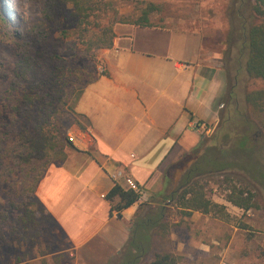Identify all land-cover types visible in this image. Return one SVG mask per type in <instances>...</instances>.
Wrapping results in <instances>:
<instances>
[{
    "label": "trees",
    "instance_id": "trees-1",
    "mask_svg": "<svg viewBox=\"0 0 264 264\" xmlns=\"http://www.w3.org/2000/svg\"><path fill=\"white\" fill-rule=\"evenodd\" d=\"M30 3L39 4V10L28 25L17 26L0 0V220L8 221L12 233H23L25 239L40 235L37 213L45 211L37 197L40 183L53 164H62L67 151L76 149L70 131L91 127L77 106L86 88L107 75L98 70L99 52L114 46L116 25L153 27L151 15L158 10L147 3L138 16L124 14L114 0ZM226 11L231 22L226 63L237 47L236 80L242 72L248 79L245 106L238 104L236 109L246 129L235 135L230 150H223L229 139L227 105L218 125L222 131L212 147L206 139L189 155L191 165L185 167L179 187L146 216L134 219L128 244L107 264H179L176 253L152 246L156 236L169 235L173 224L167 217L173 210L228 223L234 219L226 205L210 197L213 182L223 187L226 202L245 212L259 208L258 201L264 200V159L258 156L264 153V0H230ZM237 88L230 86L227 104L239 99ZM106 197L111 202L120 199L112 210L121 216L141 194L116 183Z\"/></svg>",
    "mask_w": 264,
    "mask_h": 264
},
{
    "label": "crops",
    "instance_id": "crops-1",
    "mask_svg": "<svg viewBox=\"0 0 264 264\" xmlns=\"http://www.w3.org/2000/svg\"><path fill=\"white\" fill-rule=\"evenodd\" d=\"M222 24L181 20L115 29L114 46L100 56L107 75L86 88L77 106L91 127L76 131V149L49 168L37 190L60 253L107 264L128 244L134 219L179 187L189 155L211 138L227 107ZM158 43L167 54L156 51ZM117 173L122 177L114 180ZM127 178L141 199L119 216L112 205L120 199L106 196L116 183L128 189Z\"/></svg>",
    "mask_w": 264,
    "mask_h": 264
},
{
    "label": "rangeland",
    "instance_id": "rangeland-1",
    "mask_svg": "<svg viewBox=\"0 0 264 264\" xmlns=\"http://www.w3.org/2000/svg\"><path fill=\"white\" fill-rule=\"evenodd\" d=\"M124 14L138 16L147 3H153L158 10L151 15V21L155 26H163L166 21L185 22L198 21L201 25L223 23L227 35L230 21L227 17V6L230 0H114ZM4 10L8 17L17 26L28 25L33 20L34 14L39 10V4L33 5L30 0H3ZM216 10V11H215ZM120 26H129L118 24ZM131 26V25H130ZM210 32L214 33L209 29ZM208 33V29H205ZM157 46V47H156ZM161 53L167 54V46L155 45ZM103 50L99 52V72L105 71L100 58ZM238 48H233L232 60L227 62L229 67L228 90L231 85L238 86V100H231L228 109L231 115L224 116L227 120L229 139L222 146L224 151L230 150L233 138L246 129L245 122L236 113L237 105L245 106V92L247 76L244 72L239 74L236 80V58ZM238 101V102H237ZM227 109V108H226ZM224 129V127H223ZM74 127L69 137H77ZM221 125L206 141L207 146L212 147L213 139L220 135ZM224 131V130H223ZM74 143V142H72ZM260 150V147H258ZM259 159H264V153L258 154ZM210 197L215 202L226 204L229 213L234 218L232 222H225L210 216L195 214L185 216L178 212L168 215V220L173 226L167 237L154 238L152 246L155 251H167L176 253L180 258L179 264H264V200L258 201L259 208L245 212L223 198V187L216 183L210 184ZM13 196L16 191L13 189ZM264 199V194L262 195ZM5 202V199L2 200ZM42 225L34 239L27 238L23 233H12L8 221L0 220V264H82L75 256L60 253V242L55 238L54 224L47 218L46 211L37 213ZM192 217H197L193 218ZM45 223V224H44ZM35 234V230H32ZM173 235V237L171 236ZM179 248V249H178ZM101 264V263H88Z\"/></svg>",
    "mask_w": 264,
    "mask_h": 264
},
{
    "label": "built area",
    "instance_id": "built-area-1",
    "mask_svg": "<svg viewBox=\"0 0 264 264\" xmlns=\"http://www.w3.org/2000/svg\"><path fill=\"white\" fill-rule=\"evenodd\" d=\"M69 140L71 142H74V137L70 136ZM120 177H122V173H117V174L113 175V179L114 180H117ZM126 184H127L129 189H132L134 191L140 192L138 185L132 179L127 178L126 179Z\"/></svg>",
    "mask_w": 264,
    "mask_h": 264
}]
</instances>
